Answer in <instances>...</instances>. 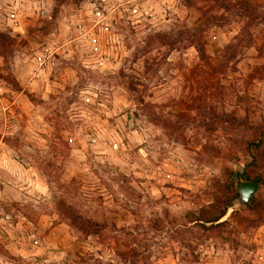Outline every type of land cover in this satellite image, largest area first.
I'll return each instance as SVG.
<instances>
[{"label":"clouds","instance_id":"1","mask_svg":"<svg viewBox=\"0 0 264 264\" xmlns=\"http://www.w3.org/2000/svg\"><path fill=\"white\" fill-rule=\"evenodd\" d=\"M227 2L0 0V264H264L217 191L264 132V0Z\"/></svg>","mask_w":264,"mask_h":264},{"label":"rangeland","instance_id":"2","mask_svg":"<svg viewBox=\"0 0 264 264\" xmlns=\"http://www.w3.org/2000/svg\"><path fill=\"white\" fill-rule=\"evenodd\" d=\"M216 5L219 7L229 8L227 0H216ZM6 42V38L0 37V43ZM244 153L250 157L246 163H240V157H236L237 166L226 170L223 177L217 181V191L220 199L223 201H234L239 196L238 190L230 183L228 173L237 171L242 174V179H253L260 182L258 191L252 198V201L247 206L255 207L264 210V132H261L257 139H253L246 143L243 148ZM243 154V153H242ZM240 178V176H239ZM241 180V179H240ZM242 181V180H241Z\"/></svg>","mask_w":264,"mask_h":264},{"label":"water","instance_id":"3","mask_svg":"<svg viewBox=\"0 0 264 264\" xmlns=\"http://www.w3.org/2000/svg\"><path fill=\"white\" fill-rule=\"evenodd\" d=\"M232 176L234 179V187L238 190L239 193V196L236 198V200H239V203L241 205L247 206L251 203L253 196L258 191L261 184L258 181H241L237 171H234L232 173Z\"/></svg>","mask_w":264,"mask_h":264},{"label":"trees","instance_id":"4","mask_svg":"<svg viewBox=\"0 0 264 264\" xmlns=\"http://www.w3.org/2000/svg\"><path fill=\"white\" fill-rule=\"evenodd\" d=\"M239 176H240V179L242 180V181H245V182H252V181H255V180H253V179H242L243 178V176H242V174H239ZM228 177H229V180H230V183L231 184H233V179H232V172L230 171L229 173H228ZM226 202H231V201H226Z\"/></svg>","mask_w":264,"mask_h":264}]
</instances>
